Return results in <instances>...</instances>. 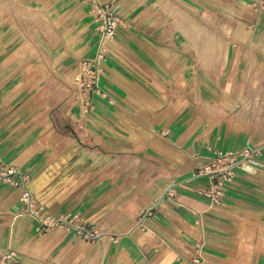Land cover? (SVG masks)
Here are the masks:
<instances>
[{
    "label": "crops",
    "instance_id": "obj_1",
    "mask_svg": "<svg viewBox=\"0 0 264 264\" xmlns=\"http://www.w3.org/2000/svg\"><path fill=\"white\" fill-rule=\"evenodd\" d=\"M257 1L115 0L126 26L83 113L71 80L97 47L89 5L0 0V158L30 174L42 216L78 214L92 234L38 230L0 180L14 252L0 264H190L196 243L204 264H264V149L221 205L197 193L218 151L264 144Z\"/></svg>",
    "mask_w": 264,
    "mask_h": 264
},
{
    "label": "built area",
    "instance_id": "obj_2",
    "mask_svg": "<svg viewBox=\"0 0 264 264\" xmlns=\"http://www.w3.org/2000/svg\"><path fill=\"white\" fill-rule=\"evenodd\" d=\"M89 5V13L96 23L99 32L95 53L90 57L79 59L76 72L71 80V90L76 103L83 113H87L94 107L93 98L96 94H104L101 87V78L104 72V63L107 61L112 42L119 29L126 26L125 19L115 10V0L101 2L100 0H82ZM256 10H264V0H258ZM264 144L258 146H244L238 151H218L213 159L200 169V173L209 175V185L201 187L197 193L209 201L211 206L221 205L225 196L227 184L235 178L241 167L256 164L257 158L262 154ZM0 180L13 187L21 188L20 200L25 211L37 220V229L47 231L53 227H64L67 230H75L85 238L92 236L83 219L75 214L66 218H52L42 216L36 206V199L31 190V176L28 172L18 167L3 162L0 158ZM152 210L143 211L140 222L145 217H150ZM202 245L196 243V253L190 264H204L199 253ZM14 255L13 251H5L0 248V257L7 258Z\"/></svg>",
    "mask_w": 264,
    "mask_h": 264
},
{
    "label": "clouds",
    "instance_id": "obj_3",
    "mask_svg": "<svg viewBox=\"0 0 264 264\" xmlns=\"http://www.w3.org/2000/svg\"><path fill=\"white\" fill-rule=\"evenodd\" d=\"M244 171L248 174H255V168L250 167V166H245Z\"/></svg>",
    "mask_w": 264,
    "mask_h": 264
},
{
    "label": "rangeland",
    "instance_id": "obj_4",
    "mask_svg": "<svg viewBox=\"0 0 264 264\" xmlns=\"http://www.w3.org/2000/svg\"><path fill=\"white\" fill-rule=\"evenodd\" d=\"M260 243H261V246L264 248V239Z\"/></svg>",
    "mask_w": 264,
    "mask_h": 264
},
{
    "label": "water",
    "instance_id": "obj_5",
    "mask_svg": "<svg viewBox=\"0 0 264 264\" xmlns=\"http://www.w3.org/2000/svg\"><path fill=\"white\" fill-rule=\"evenodd\" d=\"M166 192H167V191H166ZM166 192H165V193H166ZM165 193H164V194H165Z\"/></svg>",
    "mask_w": 264,
    "mask_h": 264
}]
</instances>
